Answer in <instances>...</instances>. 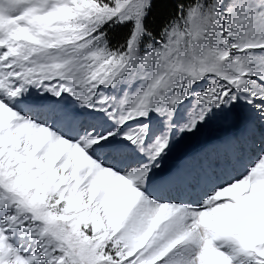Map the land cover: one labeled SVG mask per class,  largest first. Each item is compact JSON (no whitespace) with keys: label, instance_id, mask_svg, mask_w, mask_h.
I'll return each instance as SVG.
<instances>
[{"label":"snow or ice","instance_id":"snow-or-ice-1","mask_svg":"<svg viewBox=\"0 0 264 264\" xmlns=\"http://www.w3.org/2000/svg\"><path fill=\"white\" fill-rule=\"evenodd\" d=\"M154 6L0 0V264H264V0Z\"/></svg>","mask_w":264,"mask_h":264},{"label":"rangeland","instance_id":"rangeland-1","mask_svg":"<svg viewBox=\"0 0 264 264\" xmlns=\"http://www.w3.org/2000/svg\"><path fill=\"white\" fill-rule=\"evenodd\" d=\"M178 120H179V117H178ZM238 124L239 123L237 122L235 117H228V119H226L225 117L217 118L216 120L211 121L206 128H202L198 133H196L195 137H192L193 140H192L191 144L188 145L189 148H188V146L185 148H183V147L178 148V146L182 142L181 140H183L185 138V136H184L183 138L179 139L177 143H175L173 145L172 151L162 161V168L165 169V166L167 165V163L171 164V162H172L173 165H177L181 161V163L179 164V165H181L185 161L189 160V158H193V156H191V155L187 156L184 154L191 152L192 148H190V147H191V145H193V143L196 142V140H198V143H196L194 146H199V144H200L202 146V148H200L202 153L206 150L211 149L212 147L220 145L221 143L224 142L225 137H226V139L229 138V134H230V132H232L233 126L236 125V126L240 127V125H238ZM201 139L205 140L207 143L206 142L202 143L203 141H201ZM221 141H223V142H221ZM208 146H210V147H208ZM177 150H179V151H177ZM194 155H195V157L197 156L196 151H195ZM174 157H175V159H172ZM184 158H185V160H184ZM175 161H177V162L175 163Z\"/></svg>","mask_w":264,"mask_h":264},{"label":"trees","instance_id":"trees-1","mask_svg":"<svg viewBox=\"0 0 264 264\" xmlns=\"http://www.w3.org/2000/svg\"><path fill=\"white\" fill-rule=\"evenodd\" d=\"M177 0H155V6L152 9V13L149 20L153 26L159 25V23L166 19L168 16L175 14V6ZM121 38L119 30H113L110 33V39L115 44Z\"/></svg>","mask_w":264,"mask_h":264},{"label":"bare ground","instance_id":"bare-ground-1","mask_svg":"<svg viewBox=\"0 0 264 264\" xmlns=\"http://www.w3.org/2000/svg\"><path fill=\"white\" fill-rule=\"evenodd\" d=\"M226 119H228V117H225ZM224 122V121H223ZM239 125V124H238ZM208 126V125H207ZM206 126V127H207ZM206 127H204V128H206ZM233 128V130H232V132H230V134H229V138L230 137H232V136H234V135H236V134H238L239 132H240V127L239 126H233L232 127ZM227 134V133H226ZM228 135V134H227ZM226 135V136H227ZM192 137H195V134L194 135H185V138L183 139V140H181L182 142L180 143V145L178 146V148H185V147H187L188 145H190L191 144V142H192ZM225 139H226V137H225ZM225 139H224V141H225ZM201 141H203L202 143H205L206 141L205 140H203V139H201ZM221 142H223V141H221ZM196 143H198V140H196V142L195 143H193V145H191V147L190 148H192V150H191V152L190 153H187V154H184V155H187V156H189V155H191V156H193V158L195 157V151L197 152V155L198 154H202V151H201V149L200 148H202V146L199 144V146H194ZM207 143V142H206ZM208 147H210V146H208ZM188 148H189V146H188ZM177 151H179V150H177ZM186 151V150H185ZM189 151V150H188ZM182 155V154H181ZM183 155V156H184ZM190 156V157H191ZM179 158V157H178ZM172 159H175V157L174 158H172ZM187 159V158H186ZM190 159V158H189ZM177 160V159H176ZM184 160H185V158H184ZM178 161V160H177ZM177 161H175V163L177 162ZM174 163V164H175ZM180 163H181V161H180ZM179 163V164H180ZM179 164H177V165H173L172 164V162H171V164H169V163H167V165L165 166V169L164 170H168V169H171V168H174V167H177Z\"/></svg>","mask_w":264,"mask_h":264}]
</instances>
